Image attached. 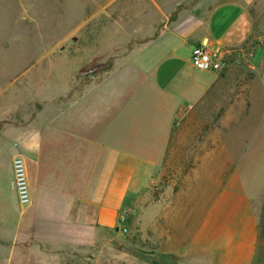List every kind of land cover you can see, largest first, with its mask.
<instances>
[{
    "label": "crops",
    "instance_id": "1",
    "mask_svg": "<svg viewBox=\"0 0 264 264\" xmlns=\"http://www.w3.org/2000/svg\"><path fill=\"white\" fill-rule=\"evenodd\" d=\"M160 6L164 9L155 11V21L140 20L132 33L94 34L90 62L83 58L77 70H89L90 75L80 76L82 92L75 91V101L46 108L25 129L11 128L10 143L0 153V264L60 263L64 258L52 253L51 231H66L68 217H74L69 226L76 239L84 215L96 228L116 227L133 178H143L145 168L154 170L179 135L172 123L180 109L196 114L197 123L188 128L192 135L208 128L211 136H225L228 104L248 102L239 80L233 86L228 74L209 72L194 78L191 63L180 65L179 52L187 46L189 52L203 46L224 60L231 48L247 46L250 38L260 39L264 0H171ZM166 63L170 77L159 74ZM65 92L70 93L67 88ZM208 102L225 105L207 119V125L206 116L195 110ZM238 120L241 124L240 112ZM261 121L256 147L240 146L234 155L222 139L210 148V165L218 168L214 174L248 178L246 165L264 162V88ZM15 157L24 160L30 190L26 239H20L17 197L11 187ZM160 242L172 249L147 259L132 257V264H178L173 256L177 246L195 245L192 239L161 238Z\"/></svg>",
    "mask_w": 264,
    "mask_h": 264
},
{
    "label": "rangeland",
    "instance_id": "2",
    "mask_svg": "<svg viewBox=\"0 0 264 264\" xmlns=\"http://www.w3.org/2000/svg\"><path fill=\"white\" fill-rule=\"evenodd\" d=\"M170 1L0 0V153L10 143L12 127L25 129L46 108L75 101V91L82 92L80 76L90 75L89 70H77L83 58L90 62L94 34L110 33L113 37L120 31L132 33L140 20L155 21V11L164 9L160 4ZM188 49L179 52L180 65L191 63ZM168 63L160 75L167 73ZM224 63L218 76L228 74L233 86L239 80L243 84L240 90L248 95L246 104H228L227 134L211 136L207 128L200 135H192L188 128L197 123L196 114L180 109L172 123L179 128V135L154 170L145 168L143 178H133L125 207L116 216V227L96 228L84 215L76 239L72 237L74 228L69 226L74 224V217H68L66 231H51L52 253L64 258L55 264H132V257L147 259L172 249L162 246L161 238L194 240L193 246H177L173 256L178 264H264V221L259 228L264 206V162L260 159L246 165L250 167L248 178H219L214 174L218 168L210 165L209 159L210 148H216L219 140L225 139L234 155L240 146L244 149L249 143L253 147L260 143L257 140L255 144V137L262 127L264 34L260 39L250 38L243 48H231ZM201 74L195 70L194 78ZM66 88L70 91L67 96ZM203 105L195 111L202 114L200 117L206 116L208 125L207 119L217 115L225 104ZM2 176L7 178L5 173ZM11 187L15 191L13 172ZM17 203L20 239H26L30 203ZM120 216L126 220L125 234L119 229ZM6 219L3 216L9 225Z\"/></svg>",
    "mask_w": 264,
    "mask_h": 264
},
{
    "label": "built area",
    "instance_id": "3",
    "mask_svg": "<svg viewBox=\"0 0 264 264\" xmlns=\"http://www.w3.org/2000/svg\"><path fill=\"white\" fill-rule=\"evenodd\" d=\"M191 64L193 68L201 72L218 73L224 68V60L215 53L206 50L203 46L193 48L191 51ZM13 184L20 205L30 203V194L28 189L27 171L24 160L21 157H15L12 160ZM125 217L118 218V225L122 234L127 233Z\"/></svg>",
    "mask_w": 264,
    "mask_h": 264
},
{
    "label": "trees",
    "instance_id": "4",
    "mask_svg": "<svg viewBox=\"0 0 264 264\" xmlns=\"http://www.w3.org/2000/svg\"><path fill=\"white\" fill-rule=\"evenodd\" d=\"M264 221V206H263V208H262V217H261V224L259 225V228L261 229L262 227H263V222Z\"/></svg>",
    "mask_w": 264,
    "mask_h": 264
}]
</instances>
